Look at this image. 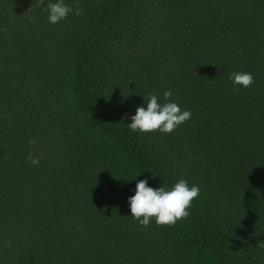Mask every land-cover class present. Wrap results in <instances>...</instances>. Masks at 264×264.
Here are the masks:
<instances>
[{"label": "trees", "instance_id": "trees-1", "mask_svg": "<svg viewBox=\"0 0 264 264\" xmlns=\"http://www.w3.org/2000/svg\"><path fill=\"white\" fill-rule=\"evenodd\" d=\"M47 2L0 0V264H264V0ZM166 89L190 118L129 129ZM181 178L187 217L128 215Z\"/></svg>", "mask_w": 264, "mask_h": 264}, {"label": "clouds", "instance_id": "clouds-1", "mask_svg": "<svg viewBox=\"0 0 264 264\" xmlns=\"http://www.w3.org/2000/svg\"><path fill=\"white\" fill-rule=\"evenodd\" d=\"M41 2L42 0H39V3ZM45 10L50 24L63 20L69 13L76 16L80 15V10L78 8L73 9L65 3V0H48ZM229 78L233 85L244 88L253 83V76L249 72H233ZM171 95V90H164L162 93L163 102L161 103L157 95L149 94L147 101L143 100V106H137L134 114L130 116V122L127 123L128 128L139 133L152 131L170 133L188 120L191 116L190 111L181 110L179 104L169 100ZM26 158L33 165L39 163L38 158L31 156V154ZM152 176L156 175L152 174ZM148 179L137 180L132 190L133 194L127 198L128 215L136 220L139 225L146 227L154 219L158 226H171L177 220L189 215L188 209L191 202L200 192L198 185L189 186L188 182L181 178L171 187H166L162 183L157 187H152L149 186Z\"/></svg>", "mask_w": 264, "mask_h": 264}]
</instances>
